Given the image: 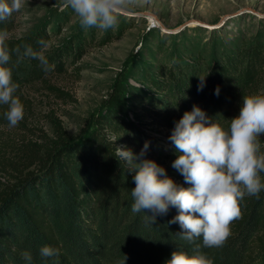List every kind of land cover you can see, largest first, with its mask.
Returning <instances> with one entry per match:
<instances>
[{
  "label": "trees",
  "instance_id": "trees-1",
  "mask_svg": "<svg viewBox=\"0 0 264 264\" xmlns=\"http://www.w3.org/2000/svg\"><path fill=\"white\" fill-rule=\"evenodd\" d=\"M16 12L0 21L1 29H15ZM41 39L51 42L46 31L7 40L17 91L66 74L87 47L85 40L76 47L71 43L47 50L38 43ZM26 46L46 57L47 72L38 58L23 55ZM263 76L264 43L165 66L142 88L120 74L78 138L57 125L54 140L38 146L37 169L0 193V264H25L24 250L32 252L33 264H166L175 249L204 252L213 264H264V189L245 195L241 215L230 224L231 234L222 245L209 248L202 236L189 241L180 233V224L170 222L176 207L157 214L154 222L146 219L150 209L132 212L133 173L117 155L118 146L129 148L138 154L137 162L154 159L178 184L189 186L172 166L177 152L168 137L175 121L196 104L227 127L244 96L264 94ZM201 77L204 87L198 90ZM3 116L0 112V121ZM149 126L169 133L155 136ZM146 141L148 148L141 155ZM258 141L261 152L264 134ZM259 175L264 182V172ZM44 244L59 249L57 257H42Z\"/></svg>",
  "mask_w": 264,
  "mask_h": 264
},
{
  "label": "rangeland",
  "instance_id": "rangeland-1",
  "mask_svg": "<svg viewBox=\"0 0 264 264\" xmlns=\"http://www.w3.org/2000/svg\"><path fill=\"white\" fill-rule=\"evenodd\" d=\"M122 10L113 27L101 29L82 26L66 0H23L9 38L46 31L51 42L44 49H62L71 43L76 47L85 40L87 47L66 74L16 91L24 117L16 126L1 117L0 193L37 169L38 146L54 140L57 125L78 138L120 74L142 88L148 77L165 66L196 56L222 57L245 45L264 43V0H128ZM237 12L216 25L225 15ZM192 21L215 26H183ZM119 32L123 35L116 38ZM7 107L0 105V112L4 114ZM147 128L155 136L169 133Z\"/></svg>",
  "mask_w": 264,
  "mask_h": 264
},
{
  "label": "clouds",
  "instance_id": "clouds-1",
  "mask_svg": "<svg viewBox=\"0 0 264 264\" xmlns=\"http://www.w3.org/2000/svg\"><path fill=\"white\" fill-rule=\"evenodd\" d=\"M23 0H0V21L19 11ZM84 27H113L117 12L128 7V0H66ZM9 33L0 29V105H7L4 116L10 126L24 117V105L15 95L18 84L13 81ZM39 44L47 47L43 39ZM17 53L20 52L16 48ZM23 55L36 57L44 70H49L46 57L26 46ZM205 77V76H204ZM204 77L198 90L204 87ZM219 94V87L215 89ZM264 134V94L244 96L240 111L227 127L212 120L204 109L194 104L191 110L175 121L169 140L175 145L176 159L172 166L189 186L178 184L167 175L166 168L154 159L137 162V155L129 148L117 147L119 158L129 165L135 187L131 189L133 213L150 209L146 216L151 222L157 214H166L170 206L178 209L170 222H178L180 232L189 241L203 238V246L218 247L231 234V222L241 215L240 202L245 195H258L264 189L260 172H264V153L260 152L258 137ZM145 142L141 155L147 150ZM199 247V245L197 246ZM59 249L44 244L42 257H57ZM25 264H33V254L24 250ZM125 264V261H124ZM166 264H213L206 253L173 250Z\"/></svg>",
  "mask_w": 264,
  "mask_h": 264
},
{
  "label": "water",
  "instance_id": "water-1",
  "mask_svg": "<svg viewBox=\"0 0 264 264\" xmlns=\"http://www.w3.org/2000/svg\"><path fill=\"white\" fill-rule=\"evenodd\" d=\"M120 11L125 12V11H123L122 9H120ZM238 13H240V12H237V13H235V14L225 15V16L220 20V22H219L218 24H216V25H220V24L226 22L228 19H230V18H232V17H234V16H237ZM190 24H193V25H203V26H207V27L215 26V25H206V24H204V23L201 22V21H192L191 23L187 22V23L184 24L183 26H187V25H190ZM183 26H181V28H182ZM178 29H180V28H178ZM169 31H171V30H169Z\"/></svg>",
  "mask_w": 264,
  "mask_h": 264
}]
</instances>
